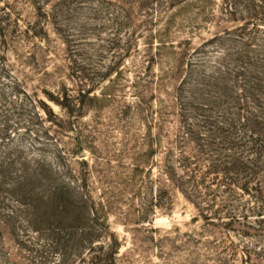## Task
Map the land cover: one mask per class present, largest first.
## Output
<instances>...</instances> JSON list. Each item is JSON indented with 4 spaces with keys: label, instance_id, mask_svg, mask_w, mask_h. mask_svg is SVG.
<instances>
[{
    "label": "rangeland",
    "instance_id": "obj_1",
    "mask_svg": "<svg viewBox=\"0 0 264 264\" xmlns=\"http://www.w3.org/2000/svg\"><path fill=\"white\" fill-rule=\"evenodd\" d=\"M245 25L264 32V0H0V102L24 108L10 143L86 198L100 229L79 258L64 235L47 243L57 221L31 244L6 230L0 264H264L263 244L209 226L160 174L193 53L216 61Z\"/></svg>",
    "mask_w": 264,
    "mask_h": 264
},
{
    "label": "trees",
    "instance_id": "obj_2",
    "mask_svg": "<svg viewBox=\"0 0 264 264\" xmlns=\"http://www.w3.org/2000/svg\"><path fill=\"white\" fill-rule=\"evenodd\" d=\"M253 28L227 34L234 46L217 51L214 62L204 52L193 53L173 99L183 125L165 150L160 174L209 226L264 246V32ZM1 97L2 107L12 104L7 92ZM23 110L22 104L0 110V236L9 230L31 244V233L51 232L57 221L61 234H49L47 243L59 245L64 235L79 258L83 249L93 251L99 237L100 229L90 223L94 210L70 186L49 184L50 166L23 157L19 145L10 143L22 132ZM111 257H96L92 264H110Z\"/></svg>",
    "mask_w": 264,
    "mask_h": 264
}]
</instances>
